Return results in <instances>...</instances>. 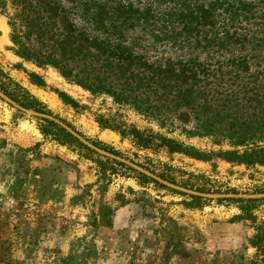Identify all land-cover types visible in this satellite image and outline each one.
Here are the masks:
<instances>
[{"label": "rangeland", "instance_id": "obj_1", "mask_svg": "<svg viewBox=\"0 0 264 264\" xmlns=\"http://www.w3.org/2000/svg\"><path fill=\"white\" fill-rule=\"evenodd\" d=\"M69 1H88L93 14V5H105L106 10L114 5L148 7L154 17L142 16L140 22L156 23L175 21L157 14L180 2ZM8 34L7 17L0 14V85L37 98L44 104L37 112L60 119L95 146L175 185L204 193H264V166L196 159L168 153L163 146L141 149L101 128L95 116L108 114L201 150L218 149L209 137L186 134L184 126L190 128L193 121H184L183 112L159 125L106 95H91L54 68L15 55ZM133 36L147 39L139 29ZM58 94L70 96L79 106L67 104ZM154 141L160 143V138ZM78 142L67 141L46 119L26 115L0 98V264H252L256 249L249 242L255 224L264 219L263 203L252 210L255 222L240 218L242 204L237 200L246 198L195 196L200 198L198 206H190L194 195L162 185ZM99 213H104L103 220Z\"/></svg>", "mask_w": 264, "mask_h": 264}, {"label": "trees", "instance_id": "obj_2", "mask_svg": "<svg viewBox=\"0 0 264 264\" xmlns=\"http://www.w3.org/2000/svg\"><path fill=\"white\" fill-rule=\"evenodd\" d=\"M69 2L0 0L11 51L159 125L183 112L184 121H193L190 128L184 126L186 134L209 137L218 149L201 150L108 114L95 116L101 128L115 131L135 147L163 146L168 153L196 159L264 166V0H180L176 8L157 14L176 19L162 23L140 22L154 17L148 7L114 5L106 10L105 5H93V14L88 1ZM134 29L147 39L136 40ZM0 88L21 106L42 111L44 104L32 95ZM58 96L79 106L68 95ZM46 121L67 141L80 144ZM156 136L160 143H155ZM190 197L189 205L198 206L200 198ZM237 201L242 204L240 218L255 222L252 210L264 204V197ZM254 228L249 242L256 249L252 264H264V219Z\"/></svg>", "mask_w": 264, "mask_h": 264}, {"label": "water", "instance_id": "obj_3", "mask_svg": "<svg viewBox=\"0 0 264 264\" xmlns=\"http://www.w3.org/2000/svg\"><path fill=\"white\" fill-rule=\"evenodd\" d=\"M0 98L2 100H4L6 103L12 105L13 107H15L17 110L23 112L26 115L29 116H34V117H39V118H43V119H48L51 120L53 122H55L57 125H59L60 127H62L64 130H66L68 133H70L71 135H73L76 139H78L82 144L86 145L88 148L92 149L93 151L104 155L106 157H109L111 159H114L116 161H119L121 163L126 164L127 166L131 167L132 169L138 171L139 173L144 174L145 176L154 179L155 181H157L158 183L165 185L171 189L183 192V193H187V194H191L194 196H198V197H203V198H209V199H217V198H250V199H257V198H261L264 197V193H251V194H245V193H230V194H216V193H204V192H199V191H195V190H191V189H187L178 185H175L173 183H170L162 178H160L159 176L151 173L150 171L144 169L142 166L133 163L132 161L125 159L123 157L117 156L115 154H112L104 149H101L97 146H95L93 143H91L90 141H88L87 139H85L81 134H79L75 129H73L72 127H70L69 125H67L66 123H64L63 121H61L60 119L46 114V113H42V112H37L28 108H25L21 105H19L16 101H14L13 99H11L9 96H7L6 94H4L2 91H0Z\"/></svg>", "mask_w": 264, "mask_h": 264}, {"label": "crops", "instance_id": "obj_4", "mask_svg": "<svg viewBox=\"0 0 264 264\" xmlns=\"http://www.w3.org/2000/svg\"><path fill=\"white\" fill-rule=\"evenodd\" d=\"M110 216V215H109ZM109 216H107L106 218H109ZM98 217L101 218L103 220V217H104V213H99L98 214ZM112 217V216H111Z\"/></svg>", "mask_w": 264, "mask_h": 264}]
</instances>
